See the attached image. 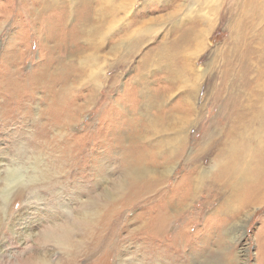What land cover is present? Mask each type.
<instances>
[{
	"label": "rangeland",
	"instance_id": "rangeland-1",
	"mask_svg": "<svg viewBox=\"0 0 264 264\" xmlns=\"http://www.w3.org/2000/svg\"><path fill=\"white\" fill-rule=\"evenodd\" d=\"M255 7L0 0V154L46 177L0 203V264H264L258 162L224 171L242 122L264 143Z\"/></svg>",
	"mask_w": 264,
	"mask_h": 264
},
{
	"label": "clouds",
	"instance_id": "clouds-1",
	"mask_svg": "<svg viewBox=\"0 0 264 264\" xmlns=\"http://www.w3.org/2000/svg\"><path fill=\"white\" fill-rule=\"evenodd\" d=\"M44 179L38 157L26 141L7 144V152L0 154V203L11 204L18 193L34 191Z\"/></svg>",
	"mask_w": 264,
	"mask_h": 264
},
{
	"label": "bare ground",
	"instance_id": "bare-ground-1",
	"mask_svg": "<svg viewBox=\"0 0 264 264\" xmlns=\"http://www.w3.org/2000/svg\"><path fill=\"white\" fill-rule=\"evenodd\" d=\"M255 1V0H254ZM255 3V2H254ZM242 11H243V9H241ZM254 11V10H253ZM239 14H240V12H239ZM247 14V12L245 13V15ZM252 18H253V21H258V19L259 20H262V21H264V10H263V12L261 13V12H259L258 10H256V7H255V13L252 15ZM247 20V19H246ZM239 21V20H238ZM246 22V21H245ZM248 22V21H247ZM259 24V23H258ZM254 26V25H253ZM257 26V25H256ZM244 27V26H243ZM262 29V28H261ZM261 29H256V30H254V31H258V30H261ZM252 30V29H251ZM263 33H264V28L261 30ZM260 31V32H261ZM253 38V37H252ZM180 41H182V40H180ZM236 43V42H235ZM249 43H252V42H249ZM248 43V45H251V44H249ZM183 44V43H182ZM182 44H180V45H182ZM243 44V43H242ZM181 47V46H180ZM252 47V46H251ZM255 47V46H254ZM257 47H259V46H257ZM249 53V52H248ZM245 54H247V52L245 53ZM247 56V55H246ZM250 56V55H249ZM248 57V56H247ZM253 70V69H252ZM260 75H262V74H260ZM263 76V75H262ZM264 78V77H263ZM242 79V78H241ZM259 80H262V79H259ZM248 81H249V79H248ZM258 81V80H257ZM222 82H227V80H226V78H225V81H222ZM244 83H245V81H244ZM255 83H257V82H255ZM246 84V83H245ZM262 86H263V88H264V79H263V81H262ZM241 85V84H240ZM243 85V84H242ZM223 86H224V83H223ZM245 86V85H244ZM260 86V85H259ZM225 87H226V84H225ZM240 87V86H239ZM253 87V86H252ZM245 88V87H244ZM262 88V89H263ZM240 89V88H239ZM245 90V89H244ZM236 91V90H235ZM241 91V90H240ZM251 91V90H250ZM234 92V91H233ZM232 92V93H233ZM259 92V91H258ZM263 92H264V90H263ZM239 93V92H238ZM253 93V92H252ZM245 94V93H244ZM243 94V95H244ZM256 94V93H255ZM236 95V94H235ZM260 95V94H259ZM258 95V96H259ZM261 96V95H260ZM242 97V96H241ZM246 97V96H245ZM229 98V97H228ZM227 101V100H226ZM264 102V95L263 96H261L260 98H259V100H258V105H261V106H263L262 105V103ZM228 106V105H227ZM235 107V106H234ZM239 108H242V107H239ZM260 111V110H259ZM258 111V112H259ZM251 113H253V112H251ZM241 114V113H240ZM241 115H243V114H241ZM238 118H239V116H238ZM241 119L242 118H239L238 120L239 121H241ZM246 119V118H245ZM248 120V119H247ZM264 120V119H263ZM262 120V121H263ZM258 121V120H257ZM254 122V121H253ZM252 122V123H253ZM243 123V122H242ZM240 124V125H238V127H237V129L235 130V138L237 139V140H235V142L234 143H239L240 145H238V152H236V153H239L240 155L238 156H236V157H233V156H231V157H233V158H231V159H229V163L228 162H226L225 161V164H226V167L224 168V171H233V172H241V171H243V168L244 167H246V166H241V164H237L238 163V161H246V159L247 158H249V157H251V158H249L250 160L251 159H253V160H255V161H257L258 162V167H253V168H256V171H255V173L256 174H254L255 176H256V178L252 181V183H254L258 178H260L261 179V182H262V180L264 179V143L260 140V138H258L257 136H259V135H257V136H255V134H254V136L252 137L250 134H248L247 133V136H244V132H245V128H242V125L243 124ZM254 124H255V122H254ZM253 124V125H254ZM256 125V124H255ZM244 132H243V131ZM234 131V130H233ZM213 132V131H212ZM249 132V131H248ZM254 132V131H253ZM216 133V132H215ZM250 133V132H249ZM209 134V133H208ZM259 134V133H258ZM264 134V133H263ZM243 139V140H240V139ZM245 138H247V139H245ZM257 139V140H256ZM264 140V139H263ZM241 141H243L242 143H240ZM243 144V145H242ZM232 145V144H231ZM230 145V146H231ZM236 145V144H235ZM234 145V146H235ZM250 145V146H249ZM254 145V146H253ZM255 145H257V147H255ZM249 146V147H248ZM246 147V148H245ZM262 147V148H261ZM234 148V147H233ZM235 148H236V146H235ZM261 148V149H260ZM260 149V151H261V154H262V158H259V157H255V155L253 156V154H256L257 156H258V150ZM237 150V149H236ZM231 151V150H230ZM241 153H240V152ZM234 152V151H233ZM229 153V152H228ZM247 154V155H245V154ZM230 155H231V153H230ZM221 157V156H220ZM141 159V158H140ZM220 159V158H219ZM218 159V160H219ZM240 159H242V160H240ZM258 159V160H257ZM224 160V159H223ZM227 160V159H226ZM222 162V161H221ZM242 163V162H241ZM255 165V164H254ZM250 171H251V169H249ZM255 170V169H254ZM254 172V171H253ZM224 173V172H223ZM230 173V172H229ZM252 177H253V175H252ZM254 178V177H253ZM258 181V180H257ZM257 181L255 182V183H257ZM221 183V182H220ZM262 183H264V181L262 182ZM248 184V183H247ZM262 186V185H261ZM264 195V194H263ZM68 227V226H67ZM67 232V231H66ZM68 232H69V229H68ZM67 232V233H68ZM67 233H65L66 234V236H68V234Z\"/></svg>",
	"mask_w": 264,
	"mask_h": 264
}]
</instances>
